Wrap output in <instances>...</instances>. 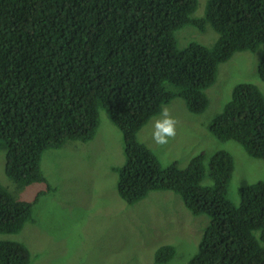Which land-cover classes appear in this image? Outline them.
<instances>
[{
	"label": "trees",
	"instance_id": "obj_1",
	"mask_svg": "<svg viewBox=\"0 0 264 264\" xmlns=\"http://www.w3.org/2000/svg\"><path fill=\"white\" fill-rule=\"evenodd\" d=\"M0 0V148L5 175L19 184L46 182L44 150L91 140L99 107L120 129L125 160L116 189L132 204L151 190L180 195L193 214L211 216L186 264H264V180L241 185L237 204L227 199L234 160L212 154L211 184L202 185L204 155L184 168L162 165L137 132L163 105L181 97L192 113L208 105L205 89L218 65L238 51L264 45V0ZM217 33L211 46L177 45L185 25ZM257 74L264 83V51ZM264 161V96L251 82L233 86L209 126ZM47 186V190L52 187ZM32 201L16 199L0 183V233H17L30 220ZM171 244L154 261L170 260ZM0 264H31L28 248L0 240Z\"/></svg>",
	"mask_w": 264,
	"mask_h": 264
},
{
	"label": "rangeland",
	"instance_id": "obj_2",
	"mask_svg": "<svg viewBox=\"0 0 264 264\" xmlns=\"http://www.w3.org/2000/svg\"><path fill=\"white\" fill-rule=\"evenodd\" d=\"M198 0L192 14H204ZM177 45L189 41L211 46L217 33L209 23L204 29L185 25L176 32ZM264 51L261 44L254 52L238 51L218 65L214 84L205 89L208 105L192 113L180 97L162 106L176 119V135L166 145L151 139L153 116L138 132L162 165L175 162L184 168L189 159L203 153L205 175L202 185L211 184L208 163L212 154L227 150L234 159L227 199L239 201L241 185L264 180V161L247 155L233 140H220L209 130L215 116L229 100L233 86L255 84L264 96V83L257 66ZM99 125L87 142L67 141L59 148L43 151L40 167L46 182L19 184L4 172L5 152L0 148V183L16 198L32 201L31 218L17 233H0V240H16L30 252L31 264H158L156 250L171 244L174 256L161 264H186L197 251L198 242L211 216L193 214L179 194L171 190H151L129 204L116 189L118 172L125 160L122 133L99 107ZM52 187L47 190V186Z\"/></svg>",
	"mask_w": 264,
	"mask_h": 264
},
{
	"label": "clouds",
	"instance_id": "obj_3",
	"mask_svg": "<svg viewBox=\"0 0 264 264\" xmlns=\"http://www.w3.org/2000/svg\"><path fill=\"white\" fill-rule=\"evenodd\" d=\"M177 97H175V98H177ZM161 110H162V108H161ZM160 113H161V111L158 114H160ZM176 125H177L176 119L169 113V111L167 109H163L162 113H161V117L157 118L153 122L152 132H151L152 141L157 145H161V146L166 145L167 143H169L170 139L175 137ZM199 154H203V153H199ZM193 156H195V155H193Z\"/></svg>",
	"mask_w": 264,
	"mask_h": 264
}]
</instances>
